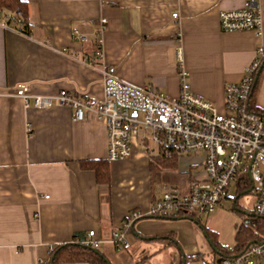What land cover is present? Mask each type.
Returning <instances> with one entry per match:
<instances>
[{"label": "crops", "instance_id": "crops-1", "mask_svg": "<svg viewBox=\"0 0 264 264\" xmlns=\"http://www.w3.org/2000/svg\"><path fill=\"white\" fill-rule=\"evenodd\" d=\"M25 1L30 36L0 19V264H49L54 247L82 242L91 230L110 264H202L203 234L190 217L132 221L129 250L115 249L111 238L132 212L151 209L163 185L187 192L204 178L203 154L176 157L175 169L157 171L151 163L160 157L138 138L129 159L110 164V183L99 185L81 163L107 159L105 122L91 113L76 122L72 109L57 104L36 109L31 101L27 109L16 88L102 99V68L84 57L97 51L94 34L106 19L104 63L123 82L178 98L182 66L192 92L224 110L226 85L239 84L264 47V0L260 39L220 29V13L247 0ZM262 72L255 101L264 110V66Z\"/></svg>", "mask_w": 264, "mask_h": 264}, {"label": "built area", "instance_id": "built-area-1", "mask_svg": "<svg viewBox=\"0 0 264 264\" xmlns=\"http://www.w3.org/2000/svg\"><path fill=\"white\" fill-rule=\"evenodd\" d=\"M173 17L178 18L176 14ZM262 23L260 0H247L242 9L220 13V29L225 33L249 31L260 39ZM107 24L108 20L101 19L94 34L97 51L84 57L87 64L96 66L99 63L102 68V99L66 91H60L55 97L33 96L25 84H19L15 94L23 99L27 109L31 101L36 109H49L57 104L72 109L76 122H83L86 113L104 121L109 163L129 159L133 142L138 138L143 148H153L160 158L203 154L204 178L193 180L187 192L163 185V194L152 203L149 211L132 212L128 223L112 233L114 248L130 249L128 230L132 221L178 217L198 220L228 200L231 185H242L246 178L250 179L257 196L255 215L264 217V115L251 104L258 71L264 64V47L257 49L256 59L246 68L242 81L226 85L225 113L221 114L215 104L192 92L187 82L188 74L182 66L179 68L181 93L178 98H170L157 89L137 88L123 82L117 75V68L104 63L101 37ZM75 36L81 40L77 31ZM27 131H32L30 125ZM79 243L98 250L101 241L91 230L87 239ZM221 259L220 264H264V238L234 257L222 256ZM202 264L217 263L205 259Z\"/></svg>", "mask_w": 264, "mask_h": 264}, {"label": "trees", "instance_id": "trees-1", "mask_svg": "<svg viewBox=\"0 0 264 264\" xmlns=\"http://www.w3.org/2000/svg\"><path fill=\"white\" fill-rule=\"evenodd\" d=\"M0 13L1 19L8 24L13 26L21 33L31 35V23H30V9L28 3L25 0H0ZM10 15L12 17H10ZM10 17V18H9ZM264 66V64H263ZM258 71L259 78L254 85L253 93L251 96L252 108L264 115V110L256 107V93L258 89V82L262 77V68ZM82 168L84 170H92L95 172L97 182L99 185L109 184L110 177V164L108 160H92L82 162ZM152 169L157 171L162 170H173L177 167L178 161L174 156L173 158H159L158 160L151 163ZM249 178L245 179V183L238 185L240 188V194H244L249 191L252 187ZM182 219V218H180ZM195 220L194 218H191ZM200 224V222L198 221ZM251 226L256 231L251 230L249 227H241L238 234V245L234 250H230L226 247L217 244L215 241L216 236L211 232L204 229L207 232L208 238L211 240L213 245L216 247V251H213V255H221L224 257H234L237 254L244 252L252 243L261 242L264 238V217L255 215V219L250 221ZM52 259L49 264H110L107 258L99 251L91 247L85 246L79 242L71 244H61L56 246L52 250ZM215 263V260H212Z\"/></svg>", "mask_w": 264, "mask_h": 264}, {"label": "rangeland", "instance_id": "rangeland-1", "mask_svg": "<svg viewBox=\"0 0 264 264\" xmlns=\"http://www.w3.org/2000/svg\"><path fill=\"white\" fill-rule=\"evenodd\" d=\"M219 113L224 114L225 111L219 109ZM185 182L186 177L180 178L177 186L181 187ZM257 202L255 191L242 195L240 194V188L232 184L229 199L225 200L211 214L204 215L197 220L200 222V224H197L198 230L203 234L202 242L206 246L204 252L206 260H215L217 264H220L222 256L213 255L212 245L209 244L204 229L216 236L215 241L217 244L234 250L238 245L239 229L242 226L256 231L251 226L250 221L255 219Z\"/></svg>", "mask_w": 264, "mask_h": 264}, {"label": "water", "instance_id": "water-1", "mask_svg": "<svg viewBox=\"0 0 264 264\" xmlns=\"http://www.w3.org/2000/svg\"><path fill=\"white\" fill-rule=\"evenodd\" d=\"M258 78H259V75H258L257 78H256L255 84H256V82L258 81ZM253 190H254V187H252V188H251L249 191H247L246 193L253 192ZM246 193H244V194H242V195H245ZM193 221H194L196 224H199L197 220H193ZM205 235H206V237H207V239H208V241H209V244L212 245L213 251H216V247H215V245H213V243L211 242V240L208 238V235H207V232H206V231H205ZM52 261H53V259H52Z\"/></svg>", "mask_w": 264, "mask_h": 264}]
</instances>
